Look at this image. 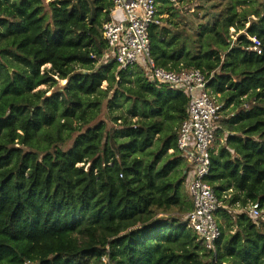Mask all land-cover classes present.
<instances>
[{"label":"trees","instance_id":"16d2710c","mask_svg":"<svg viewBox=\"0 0 264 264\" xmlns=\"http://www.w3.org/2000/svg\"><path fill=\"white\" fill-rule=\"evenodd\" d=\"M222 1L209 29L242 33L236 45L224 40L207 85L223 108L240 110L219 121L211 155L208 181L223 202L213 254L185 218L192 201L176 138L187 94L138 64L98 65L112 0H0V264H103V255L109 264H264V0ZM170 2L160 0L165 11ZM58 79L60 90L37 89ZM114 83L142 114L116 117L111 136L104 121L90 123ZM250 201L260 217L233 218L229 207Z\"/></svg>","mask_w":264,"mask_h":264},{"label":"built area","instance_id":"2783aa9c","mask_svg":"<svg viewBox=\"0 0 264 264\" xmlns=\"http://www.w3.org/2000/svg\"><path fill=\"white\" fill-rule=\"evenodd\" d=\"M159 4L160 0H112V18L102 27L109 47L103 60L107 62L114 58L119 68L124 70L138 64L152 81L167 83L187 94L188 116L179 126L176 138L192 201V208L185 218L207 250L216 254L221 236L217 214L223 202L217 197L208 176L224 105L208 87L209 76L203 69L187 68L182 63L171 67L159 62V55L153 53L151 32L160 23ZM117 12H121L122 16H116ZM249 38L252 43L248 49L261 54V40ZM247 212L253 219L259 218L262 214L259 202L250 201ZM102 263H110L107 255L102 256Z\"/></svg>","mask_w":264,"mask_h":264},{"label":"rangeland","instance_id":"374dc122","mask_svg":"<svg viewBox=\"0 0 264 264\" xmlns=\"http://www.w3.org/2000/svg\"><path fill=\"white\" fill-rule=\"evenodd\" d=\"M49 0H45L47 3ZM222 0H176L167 5L169 8L164 10L163 4H159L158 19L159 25L155 27L156 35L153 38L154 53L159 55V62L177 67L179 63L188 66L197 65L206 73L219 71V58L223 57L227 46V40L230 46L237 44V39L242 33L241 30L230 28L224 35L218 29L210 30V25L219 20V13L222 9ZM247 7V6H246ZM203 26H205L203 28ZM225 40V41H224ZM104 63V60H99L98 65ZM50 65L42 68L44 71ZM134 77V76H133ZM118 80V79H117ZM126 82V80H124ZM66 84V80L58 79L54 85L43 84L37 89L46 90L49 95L54 91L60 90ZM112 84L111 81H103L101 88L106 91V88ZM126 85H129L126 82ZM211 90V89H210ZM116 92V93H115ZM115 95L113 100H110ZM221 101V100H220ZM249 104L243 105L247 108ZM133 108L136 109L137 116L132 117ZM239 108H234L230 105L223 109L221 119L224 120L234 113L239 111ZM142 110L139 103L133 106V99L125 92L118 89L117 84L109 91L108 96L104 100L101 112L90 123L95 125L100 121H104L107 126V131L111 134L119 128V121L116 117H127L129 120H137L141 118ZM220 119V120H221ZM76 125V121H74ZM224 132H219V139L224 140ZM71 140L67 142L66 147H69ZM172 152V150H169ZM184 187L188 189L187 181L184 182ZM230 197V196H229ZM233 218L242 212L248 211V203L242 206L241 203H236L229 207ZM264 212V211H263ZM220 222H223L222 215H217ZM264 218V213L261 216Z\"/></svg>","mask_w":264,"mask_h":264},{"label":"crops","instance_id":"0c3cea01","mask_svg":"<svg viewBox=\"0 0 264 264\" xmlns=\"http://www.w3.org/2000/svg\"><path fill=\"white\" fill-rule=\"evenodd\" d=\"M116 16L121 17L122 16V13L121 12H117L116 13Z\"/></svg>","mask_w":264,"mask_h":264},{"label":"water","instance_id":"95a60500","mask_svg":"<svg viewBox=\"0 0 264 264\" xmlns=\"http://www.w3.org/2000/svg\"><path fill=\"white\" fill-rule=\"evenodd\" d=\"M184 174H186V172L184 171Z\"/></svg>","mask_w":264,"mask_h":264}]
</instances>
